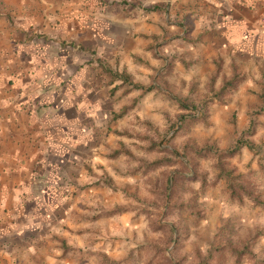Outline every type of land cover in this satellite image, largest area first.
<instances>
[{
	"label": "rangeland",
	"instance_id": "rangeland-1",
	"mask_svg": "<svg viewBox=\"0 0 264 264\" xmlns=\"http://www.w3.org/2000/svg\"><path fill=\"white\" fill-rule=\"evenodd\" d=\"M146 1L0 0L13 25L32 15L34 27L49 29L28 36L25 56L44 61L47 48L33 44L40 38L54 62L52 107L40 121L48 161L37 163L47 187L32 230L37 264H164V255L198 264L224 244L226 264H264V206L252 200H264V61H232L230 77L246 82L227 99L216 97L215 74L202 85L207 93L198 82L193 96L177 97L161 65L148 62L161 61V49L160 35L146 34L137 13ZM123 61L143 65L149 82L133 81ZM204 149L207 158H196ZM224 151H236L230 165L252 182L244 203L215 183ZM164 157L174 163L148 166ZM177 173L191 181L173 198Z\"/></svg>",
	"mask_w": 264,
	"mask_h": 264
},
{
	"label": "crops",
	"instance_id": "crops-1",
	"mask_svg": "<svg viewBox=\"0 0 264 264\" xmlns=\"http://www.w3.org/2000/svg\"><path fill=\"white\" fill-rule=\"evenodd\" d=\"M146 2L149 8L137 13L145 19L146 34L160 35L161 49V61L148 62L161 65L160 74L167 76L177 97L193 96L198 82L199 91L207 93L202 85L216 74V61L224 62L215 92L223 78L230 77L232 61H264V0ZM36 22V16L30 15L21 26L13 25L7 13H0V264H37L38 249L33 244L37 237L32 230L38 226L36 211L47 189L41 185L45 173L37 163L48 161L40 153L39 146L48 139L40 121L52 107L50 80L55 74L50 70L54 66L50 45L40 38L33 44L47 48L44 61L25 56L24 48L31 44L28 36L49 32L43 25L34 27ZM121 66L133 74V81L149 82L143 65L123 61ZM229 106L224 102V107ZM16 241L23 247L14 245Z\"/></svg>",
	"mask_w": 264,
	"mask_h": 264
},
{
	"label": "trees",
	"instance_id": "trees-1",
	"mask_svg": "<svg viewBox=\"0 0 264 264\" xmlns=\"http://www.w3.org/2000/svg\"><path fill=\"white\" fill-rule=\"evenodd\" d=\"M223 62L224 61H216V74L212 77L211 84L213 85L215 82H217V78L219 74L223 71ZM117 78L122 79V75H117ZM129 80V77L125 78V80ZM246 78L243 76H238L237 74H234L231 77L225 76L223 78V81L221 83L220 89L217 91L216 97L222 98L223 96L231 95L236 93V90L238 87L245 81ZM182 106L184 108H188V105L182 103ZM127 109L123 111L126 112ZM252 148V147H251ZM160 150V149H159ZM236 151H224L222 154L218 156L219 163L216 165L219 167L220 171L217 175L216 182L223 181L225 183V191L228 193L229 197L237 201L239 203H244L246 195L250 194V187H251V180L248 178L247 174L238 173L236 167H232L228 161L230 157L234 155ZM119 154V153H116ZM210 154L209 149H204L201 151V153H194L196 158H207V156ZM189 162L194 166L197 167L199 164V161H193L189 158ZM174 163V159L171 157H164L162 159H157L155 161H152L151 163H148L149 167H158L161 165H171ZM184 165L187 167L188 165L183 162ZM173 188H172V197L174 198V195L178 193V191L182 187L183 182H189L191 181V178L184 175L183 173H177L173 177ZM201 179L199 177H194V181H200ZM170 181V177H168V182ZM184 184V183H183ZM252 198V197H251ZM254 198V197H253ZM253 201H256L257 204L264 206V200H261L260 198L252 199ZM180 208V207H179ZM181 208H187L185 204H181ZM169 229L172 233L174 232V229L171 225H162V224H156L155 230L159 231L161 229ZM250 245V244H248ZM227 245H221L218 246L215 250H211L207 256H205L198 264H226V261L224 259V254L227 251ZM157 253V252H156ZM216 254H219L220 257H217ZM245 255V251H238L239 259H242ZM156 256V255H155ZM217 257V261H216ZM164 264H174L173 259H171L168 255H164ZM216 261V262H215Z\"/></svg>",
	"mask_w": 264,
	"mask_h": 264
},
{
	"label": "built area",
	"instance_id": "built-area-1",
	"mask_svg": "<svg viewBox=\"0 0 264 264\" xmlns=\"http://www.w3.org/2000/svg\"><path fill=\"white\" fill-rule=\"evenodd\" d=\"M262 21L264 22V17H263Z\"/></svg>",
	"mask_w": 264,
	"mask_h": 264
},
{
	"label": "water",
	"instance_id": "water-1",
	"mask_svg": "<svg viewBox=\"0 0 264 264\" xmlns=\"http://www.w3.org/2000/svg\"><path fill=\"white\" fill-rule=\"evenodd\" d=\"M181 122V121H180Z\"/></svg>",
	"mask_w": 264,
	"mask_h": 264
}]
</instances>
